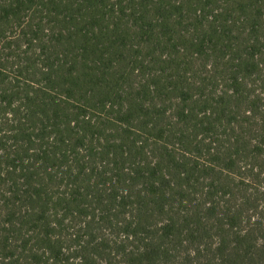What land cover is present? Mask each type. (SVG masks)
<instances>
[{"label": "trees", "instance_id": "16d2710c", "mask_svg": "<svg viewBox=\"0 0 264 264\" xmlns=\"http://www.w3.org/2000/svg\"><path fill=\"white\" fill-rule=\"evenodd\" d=\"M0 264H264V0H0Z\"/></svg>", "mask_w": 264, "mask_h": 264}]
</instances>
